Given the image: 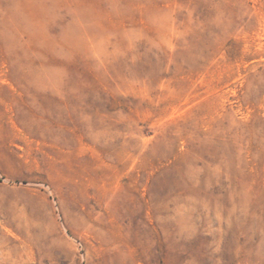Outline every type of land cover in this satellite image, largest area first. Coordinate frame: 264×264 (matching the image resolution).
<instances>
[{
    "label": "rangeland",
    "instance_id": "374dc122",
    "mask_svg": "<svg viewBox=\"0 0 264 264\" xmlns=\"http://www.w3.org/2000/svg\"><path fill=\"white\" fill-rule=\"evenodd\" d=\"M0 264H264V0H0Z\"/></svg>",
    "mask_w": 264,
    "mask_h": 264
}]
</instances>
